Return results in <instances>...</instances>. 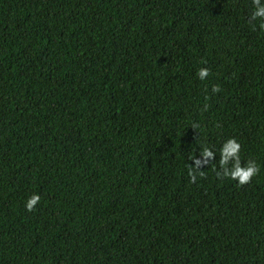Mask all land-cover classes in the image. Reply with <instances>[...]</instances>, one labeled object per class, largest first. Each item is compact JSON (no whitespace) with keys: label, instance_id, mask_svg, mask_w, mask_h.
Instances as JSON below:
<instances>
[{"label":"trees","instance_id":"1","mask_svg":"<svg viewBox=\"0 0 264 264\" xmlns=\"http://www.w3.org/2000/svg\"><path fill=\"white\" fill-rule=\"evenodd\" d=\"M253 10L0 0V264H264V30ZM229 139L260 167L244 186L216 175ZM203 147L215 159L193 183L189 157Z\"/></svg>","mask_w":264,"mask_h":264},{"label":"clouds","instance_id":"2","mask_svg":"<svg viewBox=\"0 0 264 264\" xmlns=\"http://www.w3.org/2000/svg\"><path fill=\"white\" fill-rule=\"evenodd\" d=\"M253 12L251 13L249 23L261 21L259 28L264 30V4L261 0H252ZM210 75V72L206 68H201L197 72V76L200 80H205ZM221 91L219 86L212 88L213 93H219ZM208 105L205 104L204 110H207ZM193 129L197 128L198 125L193 124ZM241 145L236 139L227 140L220 149L219 159V170L216 171V175L220 179H231L237 181L240 186L249 184L251 180L260 173V167L254 160H248L246 164H242L240 158ZM199 155L202 159L190 156L195 166L189 165V176L192 182L196 181V172H199L200 176H204V171L201 169L205 166H212L209 162L215 159V153L208 147H203ZM40 202V196L33 194L25 204L26 210L32 212L36 209V206Z\"/></svg>","mask_w":264,"mask_h":264}]
</instances>
